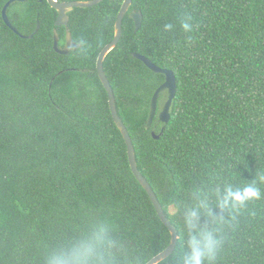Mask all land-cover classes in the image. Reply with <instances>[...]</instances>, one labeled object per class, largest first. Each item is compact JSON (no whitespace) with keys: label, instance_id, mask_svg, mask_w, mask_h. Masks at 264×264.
Returning <instances> with one entry per match:
<instances>
[{"label":"trees","instance_id":"trees-1","mask_svg":"<svg viewBox=\"0 0 264 264\" xmlns=\"http://www.w3.org/2000/svg\"><path fill=\"white\" fill-rule=\"evenodd\" d=\"M10 1L0 0V264H43L101 227L105 264L149 263L171 232L132 171L96 66L125 0L75 8L68 29L82 47L68 55L55 51V32H66L47 0L8 10L32 39L4 21ZM132 11L143 14L138 32ZM130 13L104 68L139 170L178 230L160 264H182L194 234L188 214L201 200L224 218L214 264H264V195L231 212L217 206L229 186L254 182L264 193V0H133ZM135 53L177 77L170 122L157 116L150 130L151 100L166 77Z\"/></svg>","mask_w":264,"mask_h":264},{"label":"water","instance_id":"water-1","mask_svg":"<svg viewBox=\"0 0 264 264\" xmlns=\"http://www.w3.org/2000/svg\"><path fill=\"white\" fill-rule=\"evenodd\" d=\"M26 0H11L6 4L3 10V18L6 24L19 36H21L24 39H32L34 35L31 36H24L22 35L11 23L9 16H8V10L10 6L15 2H25ZM44 1V0H41ZM49 5L55 9L58 13V19L56 21L57 27L67 26L69 25L70 17L69 14L75 9V8H91L93 6H96L100 3H102L104 0H90V1H72V2H59L56 0H47ZM133 6V0H125L122 8L119 12L116 24H115V36L113 41L108 44L100 53V56L97 61V71L98 75L100 77V80L102 84L104 85V88L106 89L108 96H109V104L111 108V112L113 115V118L115 120V123L119 130L121 131L126 144L128 148V155H129V161L132 168V171L137 178V180L140 182V184L144 187V189L149 194L158 214L161 218L162 222L166 225V227L171 232V243L170 245L164 250L162 253L154 257L149 263L147 264H160L166 259H168L176 250L178 240H179V234L177 228L171 223L170 219L167 217L163 206L161 205L156 193L154 192L153 188L147 181V179L142 175V173L139 170L137 159H136V151L135 146L133 144V140L131 138V135L129 133V130L125 123L123 122V119L120 117L117 107V100L115 96L114 89L109 81V78L107 77V74L105 72L104 68V62L106 57L110 52H112L119 44L122 34H123V22L126 17V15L129 13L131 7ZM130 17L134 20L136 25V32H138L143 24V14L142 12L132 11L130 13ZM40 29V24L37 26L36 33ZM80 45H77L72 37L71 33H68V41H67V48L64 50L59 49V34L56 31L55 32V49L58 53L61 55H68L72 50H77ZM134 57L137 60L142 61L150 70H152L156 74H163L165 75L166 79L165 82L157 89L155 92L152 100H151V109L148 119V124L146 126L147 130H150L153 126V123L158 116L160 121L163 124H168L171 119V108L174 102V99L176 97L177 93V77L175 73L172 70L168 69H162L158 66H156L149 58L135 53ZM163 93L168 94L167 102L165 103L163 109L161 112H159V100ZM163 133V132H162ZM161 133V134H162ZM153 137L158 140L160 138V135H157L156 132H153Z\"/></svg>","mask_w":264,"mask_h":264},{"label":"clouds","instance_id":"clouds-1","mask_svg":"<svg viewBox=\"0 0 264 264\" xmlns=\"http://www.w3.org/2000/svg\"><path fill=\"white\" fill-rule=\"evenodd\" d=\"M190 20L191 17L189 16ZM171 25H165L166 30L171 29ZM185 31L191 29V24H183ZM262 193L260 187L254 182L248 183L238 190L231 186L218 195L217 206L221 212L229 211L237 207L246 205L249 201L258 200ZM175 213L176 209H170ZM205 213L213 219L212 225H200V215ZM222 216H215L214 209L209 210L207 201L201 200L188 214V223L194 230L188 240V251L182 257V264H214L220 253L223 241L218 236V225L223 222ZM107 228L101 227L89 239L77 241L75 243L58 247L49 252L43 259V264H105L106 257L102 249L109 243L106 239Z\"/></svg>","mask_w":264,"mask_h":264},{"label":"flooded vegetation","instance_id":"flooded-vegetation-1","mask_svg":"<svg viewBox=\"0 0 264 264\" xmlns=\"http://www.w3.org/2000/svg\"><path fill=\"white\" fill-rule=\"evenodd\" d=\"M56 1H59V2H62V3H64V2H72V1H68V0H64V1H60V0H56ZM131 10V9H130ZM129 13H130V11H129ZM70 17V16H69ZM57 19H58V17H57ZM71 19V18H70ZM69 23H70V21H69ZM62 27H65V37L64 38H62V36L59 34V49L60 50H64V49H66L67 48V41H68V33H71L70 32V30L68 29V27L67 26H62ZM58 32V31H57ZM72 34V33H71ZM73 37V36H72ZM74 40V39H73ZM74 42L77 44V45H80L81 47H82V45L81 44H79L78 42H76L75 40H74ZM81 47H79L77 50H79ZM77 50H72L70 53H72V52H74V51H77ZM55 51L57 52V50L55 49ZM58 53V52H57ZM69 53V54H70ZM60 54V53H59ZM97 66V65H96Z\"/></svg>","mask_w":264,"mask_h":264},{"label":"rangeland","instance_id":"rangeland-1","mask_svg":"<svg viewBox=\"0 0 264 264\" xmlns=\"http://www.w3.org/2000/svg\"><path fill=\"white\" fill-rule=\"evenodd\" d=\"M166 95V94H165Z\"/></svg>","mask_w":264,"mask_h":264}]
</instances>
